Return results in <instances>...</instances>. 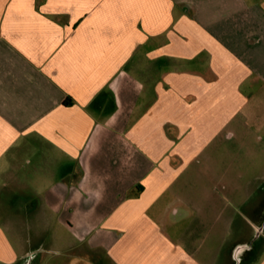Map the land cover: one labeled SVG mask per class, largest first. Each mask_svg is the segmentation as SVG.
I'll list each match as a JSON object with an SVG mask.
<instances>
[{
	"label": "crops",
	"instance_id": "1",
	"mask_svg": "<svg viewBox=\"0 0 264 264\" xmlns=\"http://www.w3.org/2000/svg\"><path fill=\"white\" fill-rule=\"evenodd\" d=\"M261 91L264 0H0V264H264L262 137L235 206L166 198Z\"/></svg>",
	"mask_w": 264,
	"mask_h": 264
},
{
	"label": "rangeland",
	"instance_id": "2",
	"mask_svg": "<svg viewBox=\"0 0 264 264\" xmlns=\"http://www.w3.org/2000/svg\"><path fill=\"white\" fill-rule=\"evenodd\" d=\"M136 53L137 55H139V51H137ZM133 64V60H130L125 64V67H127V69L134 74ZM141 78L145 80L142 82L143 84H146L148 93L147 96L144 97L145 99H140L139 106L143 107H140L139 109L137 108L135 113L132 114V122L135 121L138 116H140V111L145 108L144 106H146V104L150 103L152 97H150L151 91H149L152 87V80L145 79L146 76L144 77L143 75H141ZM248 105H253L257 108H260V110H263L262 114L260 113L258 115L261 118L259 121L254 118V115L251 119L254 127H256L257 129H237V136L233 139L223 140L219 137L216 138V140H212L207 145L208 147L205 148L207 152L212 153L215 157H219L220 161L225 158L224 168L223 166L220 167V163L217 162V159V161H213L212 163L206 161H204V163L202 161H200L199 163L194 162L192 167L185 169L179 175L176 182L173 184L174 188H169L166 194V198H171L172 196L176 195L179 198H184L183 200H186V198H188L190 199V202L197 205L201 204L204 200H207V197H210V200L212 202L216 201L222 205H226L227 207L235 206L236 204H238L243 195L242 190H240V186L244 178H235V176L237 175L235 163H237L239 159H243L241 163L242 165H244V170H242V172L248 173L251 165L249 159L257 156L256 159L258 160L262 155L260 153L262 142L261 140H259V138L262 137V141H264V91H261L260 95H257V97L255 98H249ZM247 164L249 165V167L246 166ZM203 169H205V171H209L211 176L207 177ZM218 169L219 171L224 170L226 175L228 176L227 180H225L224 182H218V179L214 177V174H216V172L218 173ZM208 186H218L217 193H207L205 189ZM168 219H170V216L168 217ZM194 228L196 229L195 234H198V230L202 227L197 226ZM229 237L231 238V236H228V238ZM48 250L49 249L47 244L45 246L43 245V249L39 252V256H46V263L57 264L58 261H65V255L60 254L59 256H52L49 254ZM38 262L39 261L36 260L35 264H37Z\"/></svg>",
	"mask_w": 264,
	"mask_h": 264
},
{
	"label": "flooded vegetation",
	"instance_id": "3",
	"mask_svg": "<svg viewBox=\"0 0 264 264\" xmlns=\"http://www.w3.org/2000/svg\"><path fill=\"white\" fill-rule=\"evenodd\" d=\"M33 260L34 259L30 257V258L26 259L23 264H33Z\"/></svg>",
	"mask_w": 264,
	"mask_h": 264
},
{
	"label": "trees",
	"instance_id": "4",
	"mask_svg": "<svg viewBox=\"0 0 264 264\" xmlns=\"http://www.w3.org/2000/svg\"><path fill=\"white\" fill-rule=\"evenodd\" d=\"M67 103V102H66Z\"/></svg>",
	"mask_w": 264,
	"mask_h": 264
}]
</instances>
